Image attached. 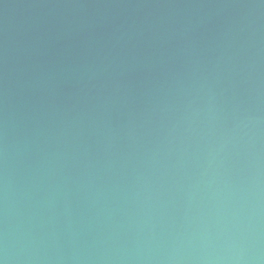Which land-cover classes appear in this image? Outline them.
Here are the masks:
<instances>
[{
    "label": "water",
    "instance_id": "95a60500",
    "mask_svg": "<svg viewBox=\"0 0 264 264\" xmlns=\"http://www.w3.org/2000/svg\"><path fill=\"white\" fill-rule=\"evenodd\" d=\"M0 264H264V0H0Z\"/></svg>",
    "mask_w": 264,
    "mask_h": 264
}]
</instances>
